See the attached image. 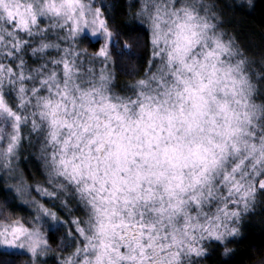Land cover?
Returning a JSON list of instances; mask_svg holds the SVG:
<instances>
[{
	"label": "clouds",
	"instance_id": "clouds-1",
	"mask_svg": "<svg viewBox=\"0 0 264 264\" xmlns=\"http://www.w3.org/2000/svg\"><path fill=\"white\" fill-rule=\"evenodd\" d=\"M0 264H264V0H0Z\"/></svg>",
	"mask_w": 264,
	"mask_h": 264
},
{
	"label": "trees",
	"instance_id": "trees-1",
	"mask_svg": "<svg viewBox=\"0 0 264 264\" xmlns=\"http://www.w3.org/2000/svg\"><path fill=\"white\" fill-rule=\"evenodd\" d=\"M249 238L254 239L255 242H259V241L262 239L261 236H255L254 233H253L252 236H250Z\"/></svg>",
	"mask_w": 264,
	"mask_h": 264
}]
</instances>
